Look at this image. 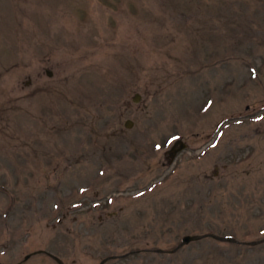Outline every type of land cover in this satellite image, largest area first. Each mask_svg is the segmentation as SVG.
Here are the masks:
<instances>
[{
  "label": "rangeland",
  "instance_id": "obj_1",
  "mask_svg": "<svg viewBox=\"0 0 264 264\" xmlns=\"http://www.w3.org/2000/svg\"><path fill=\"white\" fill-rule=\"evenodd\" d=\"M111 257L264 264V0H0V263Z\"/></svg>",
  "mask_w": 264,
  "mask_h": 264
},
{
  "label": "water",
  "instance_id": "obj_2",
  "mask_svg": "<svg viewBox=\"0 0 264 264\" xmlns=\"http://www.w3.org/2000/svg\"><path fill=\"white\" fill-rule=\"evenodd\" d=\"M47 75L49 77H52V73L50 71L47 72ZM131 125H132V123H130V121H128L126 127L130 128ZM177 147H179V148H177ZM184 149H186V146L184 145V143L181 140H178L177 142H175L173 148L169 152L171 159L174 160L176 158V156L180 152L184 151ZM204 238H214L216 240L223 241V242H236V240H234L231 237L223 238V237H218V236H214V235H204V236H191V235H187V236H185L182 239V243L180 244L179 247H177V249L174 252H177L179 249H181L185 245H188V244H190L192 242H195V241H199V240L204 239ZM53 258H55V257H53ZM55 259L57 261H59L58 258H55ZM0 264H2V263H0Z\"/></svg>",
  "mask_w": 264,
  "mask_h": 264
},
{
  "label": "flooded vegetation",
  "instance_id": "obj_3",
  "mask_svg": "<svg viewBox=\"0 0 264 264\" xmlns=\"http://www.w3.org/2000/svg\"><path fill=\"white\" fill-rule=\"evenodd\" d=\"M29 257H30V255H28V256L26 257V259H28ZM113 260H120V259H119V257L106 258V259L102 260V261L100 262V264H108L109 261H113Z\"/></svg>",
  "mask_w": 264,
  "mask_h": 264
}]
</instances>
